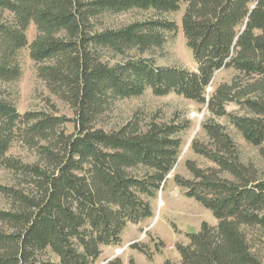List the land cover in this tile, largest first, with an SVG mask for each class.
I'll return each instance as SVG.
<instances>
[{
    "label": "trees",
    "instance_id": "trees-1",
    "mask_svg": "<svg viewBox=\"0 0 264 264\" xmlns=\"http://www.w3.org/2000/svg\"><path fill=\"white\" fill-rule=\"evenodd\" d=\"M181 10L193 72L157 67L139 56L161 48L166 35L177 31L163 15ZM132 11L149 16L117 29L102 22ZM30 25L35 36L28 41ZM23 50L72 119L19 113L6 96L4 86L22 75ZM133 51L139 55L125 59ZM105 53L123 60L110 65ZM223 70L233 71L231 82L207 94ZM149 90L197 103L226 118L247 144L262 145L264 0H0V169L17 180L16 186L0 187L10 205L0 211V264H95L102 248L120 245L128 224L152 218L153 201L178 163L179 135L188 124H103L117 101ZM229 104L245 114L229 113ZM201 128L207 143L193 139L190 150L213 167L187 160L191 178L174 175L173 182L217 223H202L187 244L175 245L178 264H262L250 241L254 233L264 234V178L241 163L221 125L207 120ZM16 143L33 152L31 162L8 156ZM107 264L121 263L115 258Z\"/></svg>",
    "mask_w": 264,
    "mask_h": 264
},
{
    "label": "rangeland",
    "instance_id": "rangeland-1",
    "mask_svg": "<svg viewBox=\"0 0 264 264\" xmlns=\"http://www.w3.org/2000/svg\"><path fill=\"white\" fill-rule=\"evenodd\" d=\"M181 14L182 10L174 14L163 15L165 19L176 23L177 31L173 35H166V41L161 48L148 51L144 55H139L136 51L129 52L125 59L139 55L151 59L157 67H180L191 72L195 71L197 66H195L191 52L188 51L182 36ZM148 16L149 14L146 13L132 11L116 16H105L102 22L107 28L117 29L132 24L133 21L144 20ZM29 27L27 38L28 41H31L35 36V27L32 25ZM19 57L22 72L20 79L14 84L4 86L6 96L14 102L17 111L19 113L42 111L58 116L64 115L72 119L74 115L69 106L51 94L38 78L36 65L28 57L27 50H23ZM103 60L113 65L123 59L105 53ZM234 75L231 70L217 72L206 93H211L218 85L230 83ZM239 83L244 84L245 81H239ZM226 110L235 116L245 114V110L235 104L227 105ZM207 120L223 127L224 131L234 141L241 163L255 169L258 178H264V143L256 148L252 147L240 137L226 118H217L211 113L209 114L205 107L181 96L168 94L164 97H157L149 90L142 96L117 101L105 113L103 124L109 129L120 127L129 121H137L141 127L150 122L158 124L173 122L175 124H188L189 127L179 135L183 142L179 160L163 186V190L158 192L157 198L153 201L152 218L139 224H128L122 232L120 245L102 248V254L95 264H107L115 258L119 259L121 264H164L165 261L178 264L179 254L175 245L187 244L188 235L198 233L202 223L211 227L216 225V219L210 211L206 210L199 202L187 198L173 182L174 175L186 179L191 178L190 173L185 168V161L187 160L194 162L201 168L213 167V164L211 165L207 160L195 155L190 150L193 139L207 143L201 128V123ZM66 129L70 132L71 125H67ZM8 156L29 163L34 154L16 143L8 152ZM16 181L10 172L0 169V187L16 186ZM8 209H10L8 199L0 194V211ZM250 244L253 245L257 257L264 264V234L254 233ZM140 248L145 253L140 252Z\"/></svg>",
    "mask_w": 264,
    "mask_h": 264
},
{
    "label": "water",
    "instance_id": "water-1",
    "mask_svg": "<svg viewBox=\"0 0 264 264\" xmlns=\"http://www.w3.org/2000/svg\"><path fill=\"white\" fill-rule=\"evenodd\" d=\"M169 177V176H168Z\"/></svg>",
    "mask_w": 264,
    "mask_h": 264
}]
</instances>
